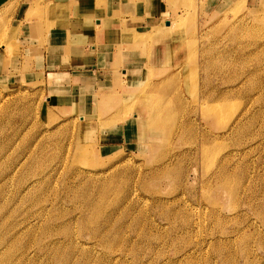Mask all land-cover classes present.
<instances>
[{
	"label": "rangeland",
	"instance_id": "1",
	"mask_svg": "<svg viewBox=\"0 0 264 264\" xmlns=\"http://www.w3.org/2000/svg\"><path fill=\"white\" fill-rule=\"evenodd\" d=\"M137 4L134 78L80 111L0 0V264H264V0Z\"/></svg>",
	"mask_w": 264,
	"mask_h": 264
},
{
	"label": "crops",
	"instance_id": "2",
	"mask_svg": "<svg viewBox=\"0 0 264 264\" xmlns=\"http://www.w3.org/2000/svg\"><path fill=\"white\" fill-rule=\"evenodd\" d=\"M34 1L20 0L17 13L20 65L31 66L25 77L44 80L55 98L64 99V107L80 111L92 107L93 98L98 99L97 93L90 91L98 90V82H115L118 71L128 73L122 76L126 81L134 78L132 63L124 65L118 52L122 33L140 26L136 15L143 6L137 2L144 0H43L42 12L29 14ZM162 9V0H150V14H144V19L157 17ZM51 78L55 79L52 85L47 80ZM71 78L75 80L70 84L66 79ZM107 94L101 92V101Z\"/></svg>",
	"mask_w": 264,
	"mask_h": 264
},
{
	"label": "bare ground",
	"instance_id": "3",
	"mask_svg": "<svg viewBox=\"0 0 264 264\" xmlns=\"http://www.w3.org/2000/svg\"><path fill=\"white\" fill-rule=\"evenodd\" d=\"M168 21V20H167ZM169 22H171L170 20H169ZM165 25H167L166 23H165ZM168 29H164V32L165 31H167ZM152 33H149V35H151ZM150 39V38H149ZM123 40L125 41L124 43H127L128 44V46H133V48L135 49V50H137V49H139V50H141V47H144V46H146L145 45V43H141V45H139L138 44V42H137V37H135V35H128V36H125V37H123ZM159 42V41H158ZM132 44V45H131ZM137 44V45H136ZM132 48V49H133ZM206 105V104H205ZM202 106H203V104H202ZM203 108V107H202ZM210 109H212L211 107H210ZM205 110V109H204ZM206 112H210L209 110L208 111H206Z\"/></svg>",
	"mask_w": 264,
	"mask_h": 264
}]
</instances>
